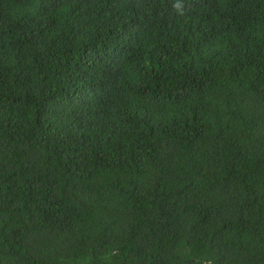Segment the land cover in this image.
<instances>
[{"label":"trees","instance_id":"trees-1","mask_svg":"<svg viewBox=\"0 0 264 264\" xmlns=\"http://www.w3.org/2000/svg\"><path fill=\"white\" fill-rule=\"evenodd\" d=\"M0 264H264V0H0Z\"/></svg>","mask_w":264,"mask_h":264},{"label":"clouds","instance_id":"clouds-1","mask_svg":"<svg viewBox=\"0 0 264 264\" xmlns=\"http://www.w3.org/2000/svg\"><path fill=\"white\" fill-rule=\"evenodd\" d=\"M174 7L179 8L181 7L179 4L174 5Z\"/></svg>","mask_w":264,"mask_h":264}]
</instances>
